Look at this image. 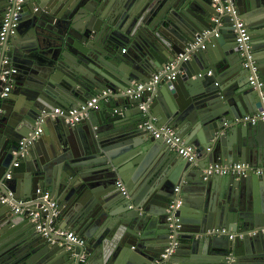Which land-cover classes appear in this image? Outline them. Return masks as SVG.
Listing matches in <instances>:
<instances>
[{
  "label": "water",
  "instance_id": "obj_1",
  "mask_svg": "<svg viewBox=\"0 0 264 264\" xmlns=\"http://www.w3.org/2000/svg\"><path fill=\"white\" fill-rule=\"evenodd\" d=\"M235 2L261 86L233 15L214 0L25 1L0 39V264H82L83 254L88 264H264V172L204 171L235 161L264 169V120H241L264 111V0ZM12 5L0 0V27ZM172 62L152 90L127 92ZM97 94L79 122L54 112ZM146 121L173 126L196 160ZM39 187L58 203V227L85 244L49 239L14 212L23 199L49 207Z\"/></svg>",
  "mask_w": 264,
  "mask_h": 264
},
{
  "label": "built area",
  "instance_id": "obj_2",
  "mask_svg": "<svg viewBox=\"0 0 264 264\" xmlns=\"http://www.w3.org/2000/svg\"><path fill=\"white\" fill-rule=\"evenodd\" d=\"M12 3V7H9V11L6 13L3 23L0 27V39L3 40L11 31L13 32L14 28L17 27L19 23V16L21 11L23 10L24 3L26 0H9ZM215 5L217 6L218 11L227 10L229 13L233 15L234 18V25L236 27L237 32V43L239 47L243 50V54L245 55L244 65L250 68L251 76L250 81L253 85L261 86L262 82H259L257 72L258 67L256 65L255 54L251 51V44H250V33L249 29L245 23V21L239 16L238 8L236 5L235 0H214ZM203 35H207V32H204ZM218 35V33H217ZM202 37H200L201 39ZM125 50V49H124ZM175 66V63L172 62L167 64L161 71L156 73L149 81L146 82H139L136 83L135 87L129 88L127 90L128 93L135 94L136 97L140 96L143 91L152 90L154 85L159 81L162 74L171 70ZM14 71V70H13ZM10 70H5L1 74L2 80L7 82L4 86L2 91V96L6 97L10 94L13 88V81L12 79L8 78V74ZM169 78L174 77V73L168 76ZM111 90H104L103 93L107 94ZM263 100H264V92H262ZM101 94H97L93 96L90 100L85 103H82L78 107H57L55 109V114L62 115L66 117L67 122L76 123L79 122L84 116L85 111L89 108H93L97 105V102ZM144 108V105H142ZM45 114L39 118L38 124L40 127H37L34 132L32 133L33 137L38 136L42 132L41 123L44 122ZM241 120L244 121H251L253 123L257 122L258 120H264V111L245 115L242 117ZM147 131H149L153 136L156 138H164L169 146L177 152L178 154L182 155L183 157L189 159L190 161H194L197 158V152L195 148L191 145H188L184 139L177 133L176 129L170 125H162L158 126L154 122L146 121L142 125ZM21 147L24 145V141L20 142ZM19 162H16L15 165H18ZM205 173L208 175L211 174H235V175H246L248 173L256 172V173H263V167H253L251 164L242 161H236L230 164H210L205 168ZM117 185L125 192V186L123 181L120 179L117 182ZM38 193H42V198L46 201H49L51 197V193L48 190H42V188H37ZM7 198H2V201H6ZM181 199L177 198L176 200L172 201L168 211L174 212L176 208L181 204ZM49 208H52V212L49 214H45ZM13 210L15 213L23 214L27 213L30 217L36 221V230L40 232L43 236L48 237L51 239L50 234L54 232V234L64 235L67 239H70L74 242L79 244H85V239L78 235L74 231L69 230H62L57 225V220L60 218V210L58 209V203L54 200L49 201V207L46 205H41V207L33 206L32 200H20L19 203H15L13 205ZM48 212V211H47ZM219 233H227L225 228L217 229ZM230 238L235 237V233L229 235ZM163 256H166L164 254ZM81 263L88 264L87 262V255L83 254L81 256Z\"/></svg>",
  "mask_w": 264,
  "mask_h": 264
},
{
  "label": "crops",
  "instance_id": "obj_3",
  "mask_svg": "<svg viewBox=\"0 0 264 264\" xmlns=\"http://www.w3.org/2000/svg\"><path fill=\"white\" fill-rule=\"evenodd\" d=\"M175 152V151H174ZM177 153V152H176ZM20 161V159H18V162ZM17 162V161H16ZM21 162V161H20ZM236 162V161H235ZM231 163H233V162H231ZM228 164H230V163H228ZM19 165V164H18ZM18 165H16V166H18ZM60 218H61V216H60ZM59 218V219H60ZM69 231H74V232H76L74 229H69Z\"/></svg>",
  "mask_w": 264,
  "mask_h": 264
}]
</instances>
